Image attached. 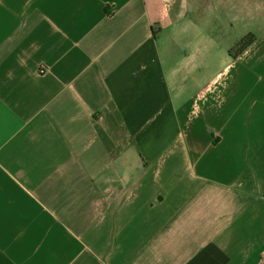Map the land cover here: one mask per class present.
<instances>
[{
	"label": "crops",
	"instance_id": "obj_1",
	"mask_svg": "<svg viewBox=\"0 0 264 264\" xmlns=\"http://www.w3.org/2000/svg\"><path fill=\"white\" fill-rule=\"evenodd\" d=\"M207 13L0 0V264H260L264 28Z\"/></svg>",
	"mask_w": 264,
	"mask_h": 264
},
{
	"label": "rangeland",
	"instance_id": "obj_2",
	"mask_svg": "<svg viewBox=\"0 0 264 264\" xmlns=\"http://www.w3.org/2000/svg\"><path fill=\"white\" fill-rule=\"evenodd\" d=\"M186 3L198 2L207 5L209 13L205 17L215 27L220 39L255 36L263 27L264 9L260 0H183ZM203 15V13H202ZM249 33V34H248Z\"/></svg>",
	"mask_w": 264,
	"mask_h": 264
},
{
	"label": "trees",
	"instance_id": "obj_3",
	"mask_svg": "<svg viewBox=\"0 0 264 264\" xmlns=\"http://www.w3.org/2000/svg\"><path fill=\"white\" fill-rule=\"evenodd\" d=\"M254 41L253 35L245 36L231 51L230 56L233 58L242 53L246 48H248Z\"/></svg>",
	"mask_w": 264,
	"mask_h": 264
},
{
	"label": "built area",
	"instance_id": "obj_4",
	"mask_svg": "<svg viewBox=\"0 0 264 264\" xmlns=\"http://www.w3.org/2000/svg\"><path fill=\"white\" fill-rule=\"evenodd\" d=\"M260 264H264V258L260 260Z\"/></svg>",
	"mask_w": 264,
	"mask_h": 264
}]
</instances>
